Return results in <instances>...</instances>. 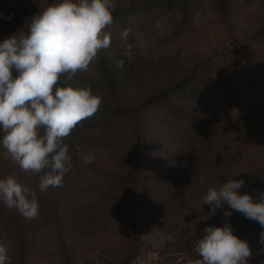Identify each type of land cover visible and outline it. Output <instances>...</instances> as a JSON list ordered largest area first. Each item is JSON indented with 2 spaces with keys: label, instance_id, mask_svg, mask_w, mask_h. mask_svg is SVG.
I'll return each instance as SVG.
<instances>
[{
  "label": "rangeland",
  "instance_id": "374dc122",
  "mask_svg": "<svg viewBox=\"0 0 264 264\" xmlns=\"http://www.w3.org/2000/svg\"><path fill=\"white\" fill-rule=\"evenodd\" d=\"M52 1L0 0V42L25 31L31 18ZM134 1L137 0L112 3L116 8ZM250 1L246 11L249 16L246 14L248 18L238 24L233 35L243 43L234 70H227L228 63L223 61L227 60L216 56L230 41L212 27L208 36L176 48L172 58L162 60L156 56L140 67L129 68L124 78L127 84L118 87L117 96L108 93L104 84L87 72L77 73L64 84L88 87L101 98V104L128 106L130 110L109 127L89 132L84 140L74 139L67 146L71 168L60 187L46 191L38 188L40 176L48 169L34 174L16 164L0 171V179L15 177L35 192L39 204L38 216L26 219L0 200V243L7 246L6 264H119L129 243L125 222L133 207L132 166L139 147H143L140 160L146 179L144 176L138 185L135 202L139 250L128 264H199L201 259L194 251L183 253L179 247L187 237H195L196 243L205 235L206 226L199 218L211 207L202 205V197L211 186L208 175L216 168L210 162L227 160L231 164L229 172L242 173L239 177L245 181L244 187L259 186L264 180L263 168L251 166L255 159L264 158V118H244L253 103H264V44L256 33L264 22V0ZM9 16L12 18L7 19ZM172 28L170 17L157 20L141 32L140 50L152 48L156 55L164 52L163 39ZM136 55L132 51L129 61ZM204 71H221L222 77L238 84L237 99L229 101L218 92L203 113V117H209L206 122L200 120L193 127L167 115L155 103L160 93ZM12 75L16 78L19 73L13 68ZM250 81H254L252 85ZM133 110H141L144 117L140 140L135 136L138 125L132 117ZM186 130L190 135L185 134ZM77 146L80 153L92 154L91 163L83 161ZM177 154H185L186 158L178 167L174 160ZM181 172L197 177L199 184L182 181ZM197 188L205 191L203 195L195 193ZM21 244H25L24 248ZM250 264H264V245Z\"/></svg>",
  "mask_w": 264,
  "mask_h": 264
},
{
  "label": "clouds",
  "instance_id": "9594fccd",
  "mask_svg": "<svg viewBox=\"0 0 264 264\" xmlns=\"http://www.w3.org/2000/svg\"><path fill=\"white\" fill-rule=\"evenodd\" d=\"M112 0H60L31 18L27 31L20 30L0 42V128L2 145L11 160L25 172L39 174L38 188L60 187L71 168L64 138L82 120L93 116L102 100L88 87H58L61 76L71 81L85 72L101 49L110 47ZM9 16L7 19H11ZM125 29L122 38H127ZM129 53L131 49L129 48ZM117 67H123V60ZM19 75L13 78L12 69ZM43 130V134H41ZM77 152L80 149L77 146ZM85 163L92 154L80 153ZM245 184L228 180L209 188L202 205H210L207 217L226 204L230 210L261 226L259 243L264 245V192L254 203L249 194H238ZM0 200L9 209L18 210L26 219H35L39 204L35 192L22 186L15 177L0 179ZM205 235L195 244L199 264H248L252 250L247 241L233 234L229 223L223 227L206 226ZM7 246L0 243V264L8 261Z\"/></svg>",
  "mask_w": 264,
  "mask_h": 264
},
{
  "label": "trees",
  "instance_id": "16d2710c",
  "mask_svg": "<svg viewBox=\"0 0 264 264\" xmlns=\"http://www.w3.org/2000/svg\"><path fill=\"white\" fill-rule=\"evenodd\" d=\"M59 2L60 0H53L51 3L53 5ZM250 5V0H137L128 5L118 6L112 10V24L104 29L105 33H110V47L101 49L96 59L90 63L88 70L85 72L97 77L99 82L103 83L107 88L108 93L115 94L120 85L127 84V79L124 81V78L127 76L129 68H135L136 65L140 67L156 56L162 60L172 58L176 48L180 49L184 44L189 45L193 40L195 41L200 37L208 36L209 30L212 27H214L216 31L219 29L221 34L226 37V40L230 41L227 46L223 47V49L216 54V56L218 55L221 58L224 57V59L227 60V62L223 60L224 64L228 63L227 70H234L237 62L240 61L238 57L241 54L238 50L242 47L241 44L243 43L235 39L233 35L238 24H240L243 19L248 18L247 16L249 15L246 11ZM254 15L257 17V14ZM164 16H168L173 20L172 30L169 34L165 35L163 39L165 47L162 51L164 52L156 55V52H153L154 50L152 48L145 52L140 50L141 32L151 27L157 20ZM208 17L209 20L206 21ZM125 29L129 30L126 39L122 38V33ZM26 31L27 29L25 32ZM256 33L259 41L261 39V42L264 44V22L259 24ZM174 44H176V46L172 47ZM129 48L131 49L130 53L134 50L137 52L136 57L132 61H129ZM121 60H123V67H117L118 62ZM240 67L245 68L243 64H241ZM85 72L78 73L85 74ZM221 74V71H212V73L204 71L199 74L194 73L192 76L180 82L177 86L169 88L157 95L154 101L162 106L163 111L167 113V115L172 116L177 121H184L185 123L192 124L193 127L195 123L200 120L204 123L209 117H203V113L207 110L208 104L216 97L218 92L229 101L237 99L238 84L232 83V78L222 77ZM67 81L68 80L64 76H61L57 86L64 87ZM253 82L254 81H250V85H252ZM125 110L129 111L130 109L128 106L126 107L123 105L115 106L112 104H101L99 110L93 116L77 124L71 134L64 138L63 144L68 146L74 139L79 138L84 140L88 137L89 132L93 133L94 130H101L109 127L108 125H110V123H113L114 120L126 113L124 112ZM140 112L141 110L132 111V117L136 119L138 125L135 134L137 140H140L143 136L142 123L144 117ZM251 116L260 119L264 118V103H253V105L248 107L244 114V118L248 119ZM187 129L191 130L192 127ZM188 130L185 131V134L187 132V135H190ZM41 134H43V130H41ZM3 136V129L0 128V171L3 170L5 166L17 164L13 162L6 153V149H4L2 145ZM136 144L140 146L139 142ZM139 149V154H134L135 164L132 166L135 172L134 177H132L134 189L132 192L133 207L130 208L128 218L125 222V233L129 243L119 264H128L130 258L139 250V237L137 235L139 225L137 222L138 217L135 210V202L138 198V185L141 184L140 182L144 176L146 179V173L143 172L142 168L143 161L140 160V157L143 155L140 154L143 147H139ZM135 150L137 151V146ZM184 158L185 154H177L174 159L176 160L175 166H180ZM221 159V161L217 159L210 162V164H214L216 168L208 175L209 178L207 177L211 183L209 188L218 189L220 184L228 180H241V177H239L240 174H242L240 170L237 171V174L229 172L231 164L227 162V160L225 163L224 158ZM261 159L262 158L255 159L251 166L256 165L262 167L264 170V158ZM238 167L242 169V165ZM179 177L184 182L196 183L197 185L200 181L197 177L186 172H181ZM205 181L207 182V180ZM204 192V190H199V188L195 191V193H201L202 195ZM237 192L240 195L249 194L252 196L254 203L259 202V193L264 192V180L259 186H242ZM228 210L230 209L226 204L224 206L222 205V207L216 210L215 215L210 216L208 219H203V217H207L210 212V208H208L205 215L199 218V221L205 226L213 227H223L226 222L229 223L233 230V234L248 242L252 250V257L248 261V264H250L255 258L257 251L263 246L259 243V237L262 231L261 226L258 222L245 218L242 213L235 210H231L232 214L230 217H225L224 213ZM184 235L186 236V233H184ZM195 240V237H187V240L181 243L179 251L183 253L194 251L193 253L196 257L202 259L194 250L196 244ZM177 243L179 242L177 241ZM21 245L23 246L22 248H24L25 244Z\"/></svg>",
  "mask_w": 264,
  "mask_h": 264
}]
</instances>
